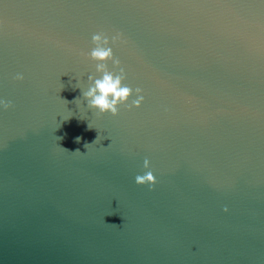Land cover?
Here are the masks:
<instances>
[{
  "label": "water",
  "instance_id": "obj_1",
  "mask_svg": "<svg viewBox=\"0 0 264 264\" xmlns=\"http://www.w3.org/2000/svg\"><path fill=\"white\" fill-rule=\"evenodd\" d=\"M0 264H264V0H0Z\"/></svg>",
  "mask_w": 264,
  "mask_h": 264
},
{
  "label": "clouds",
  "instance_id": "obj_2",
  "mask_svg": "<svg viewBox=\"0 0 264 264\" xmlns=\"http://www.w3.org/2000/svg\"><path fill=\"white\" fill-rule=\"evenodd\" d=\"M94 41L99 42L101 40L100 36H95ZM104 43H108L107 40ZM92 56L94 59L98 60H107L113 57L112 49L111 48H103L98 47L92 52ZM119 63V61H116ZM23 79V77H19ZM97 91L99 95H97ZM137 93L141 92V89L136 90ZM132 94V90L126 87L121 86V78L106 74L103 80L96 81V87L92 89L90 92L86 93L87 96L92 97L91 104L95 107H98L101 111L111 110L113 114L116 113V104L119 101H127L129 96ZM112 98L111 100L109 98ZM143 100V96L137 100L136 106L139 107L141 101ZM7 108V105L5 106ZM80 138L77 137V142H79ZM147 166V161L145 162ZM157 178L152 173H147L144 176H137L136 183L139 185H152L155 186L157 184ZM227 211V208H225Z\"/></svg>",
  "mask_w": 264,
  "mask_h": 264
}]
</instances>
